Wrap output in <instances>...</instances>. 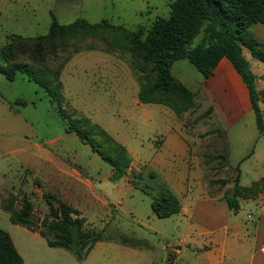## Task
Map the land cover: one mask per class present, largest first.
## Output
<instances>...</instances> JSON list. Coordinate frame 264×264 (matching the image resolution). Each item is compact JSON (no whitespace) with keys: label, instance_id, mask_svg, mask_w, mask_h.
I'll use <instances>...</instances> for the list:
<instances>
[{"label":"rangeland","instance_id":"rangeland-1","mask_svg":"<svg viewBox=\"0 0 264 264\" xmlns=\"http://www.w3.org/2000/svg\"><path fill=\"white\" fill-rule=\"evenodd\" d=\"M171 1L0 0V63L3 62L2 48L11 38L45 34L52 16L60 23L76 18L88 22L105 19L114 25L135 29L138 25L149 26L155 16L167 17ZM200 38L201 34L197 35L192 45ZM247 38L264 43V24H251ZM242 52L256 76L257 103L264 123V63L251 57L248 48L243 47ZM130 58L129 52L108 49L98 38L78 41L48 57L49 77L57 74L60 103L51 100L44 88L25 74L17 72L13 80H7L0 73V228L12 236L20 250L22 264H145L151 256L155 260L153 264H166L165 245L173 242L176 238L173 236L180 232L182 225L177 216L158 218L151 210L150 194H155L157 187L167 183L150 160L156 143L172 125L181 124L184 135L197 138L192 146L198 154L200 167L204 166L201 168L204 176L200 177L201 172L197 175L200 186L224 194L232 189L237 175L242 187L264 175V165H257L255 160L258 157L264 160V134L258 131L251 110L233 124L232 119L224 117L219 106L218 115L206 114V109L198 106L176 115L165 105L136 104L137 82L133 74L137 72L131 67ZM171 71L191 90L203 79L186 58L174 62ZM81 117L104 129L132 152L135 159L126 174L114 172L113 179L95 183L94 189L100 192L96 193L97 199L88 200L90 191L85 189H81L85 198L77 195L75 199L74 193L65 187L69 200L80 199L77 206L73 201L71 205L84 217V227L100 232L104 238L78 261L66 249L49 247L34 231L48 212L46 195L60 200L65 196L51 185L56 180L53 172L48 174L43 170L52 167L47 153L64 158V162L71 165L70 159L75 157L82 168L93 169L97 176L110 172L101 158L92 159L95 153L88 144L67 130L70 122ZM187 175L183 176L187 188L198 196L194 179ZM50 179L51 184L47 181ZM100 194L109 196L118 203L117 207L110 202L101 207L103 197ZM258 194L256 199L264 206V184ZM24 197L32 205L34 231L12 223L4 210L9 200L13 208L19 210ZM245 199L248 198L240 199L238 212L232 211L231 215L245 220L252 239L260 209ZM49 200L57 206L56 200ZM247 213L251 217L247 218ZM260 233L257 245L264 240L263 227ZM115 236L127 238L130 246L147 242L153 254L142 251L143 254L139 252L137 256L125 246L127 244L123 246L116 239H109Z\"/></svg>","mask_w":264,"mask_h":264},{"label":"trees","instance_id":"trees-1","mask_svg":"<svg viewBox=\"0 0 264 264\" xmlns=\"http://www.w3.org/2000/svg\"><path fill=\"white\" fill-rule=\"evenodd\" d=\"M253 23L264 24V0H172L167 17L155 16L149 26L138 25L135 29L114 25L105 19L88 22L84 18H76L60 23L52 16L45 34L35 37L17 35L3 46L0 73L7 80H13L17 72L23 73L43 87L51 100L60 103L57 74L49 77L48 57L78 41L98 38L108 49L129 52L130 65L137 72L135 76L139 82L138 99L142 103H159L181 115L197 107V103L194 93L171 74L172 63L186 58L206 78L213 73L219 60L226 57L248 89L257 129L264 134L254 82L256 76L242 52L243 47L248 48L251 57L264 63V43L247 38L248 28ZM199 34L201 38L192 45ZM57 105L61 110L60 104ZM205 112L211 114V107ZM67 130L88 144L114 172L127 173L132 157L125 146L104 129L81 117L70 122ZM238 181L237 175L232 189L223 194L228 208L233 210L238 207L239 199L256 198L264 184V178L244 187ZM157 188V192L151 194L153 214L162 218L178 212L179 202L174 194L164 185ZM49 198L56 200L57 206ZM46 200L48 212L40 221L38 234L49 247L66 249L82 261L94 244L104 238L100 232L84 227L85 219L78 209L53 195H46ZM4 210L9 213L12 223L34 230L32 205L27 198L22 199L19 210L13 208L11 200ZM109 239L130 245L122 236ZM22 262L10 234L0 228V264Z\"/></svg>","mask_w":264,"mask_h":264},{"label":"crops","instance_id":"crops-1","mask_svg":"<svg viewBox=\"0 0 264 264\" xmlns=\"http://www.w3.org/2000/svg\"><path fill=\"white\" fill-rule=\"evenodd\" d=\"M171 74L173 75L172 71ZM133 76L137 82V92L135 91L134 99L136 104H139L142 103L138 99L139 82L135 74H133ZM180 81L188 88L182 80ZM191 91L194 93V100L198 108L207 109L211 107V115L213 113L218 115L217 110L219 106L221 111L224 112V117L229 120L232 119L231 121L233 124H235L236 120L242 117L243 114L248 111L250 112V110L254 114L250 104L248 89L226 57H222L214 68L213 73L206 78L203 77V79L199 81L197 88ZM253 116L256 125L255 114ZM181 127V124L175 127H173V125L170 126L167 132H165L162 138L156 143V151L150 160V164L155 167L167 183L162 185L167 187L179 202L178 212L168 217H162L163 219H169L172 216H177V219L182 225L180 227V232H177L176 236H173L176 237L173 242H168V244L165 245L166 264H264V253L260 250V248L264 246V240L257 245L259 241H257V237L261 235L260 229L262 230V227L264 228L263 204L260 200L256 199L257 197L245 199V201L252 202L260 209V216H257L254 222V237L250 239L245 220H242L239 216L231 215L232 211L233 213L238 212L240 199L238 200V207L235 210L229 209L223 199V193H219L217 189H208L206 186H200V178H198L197 175L201 172L199 173L200 177L202 178L204 176V171L202 172L201 169L204 166L201 165L202 167H200L198 154L192 146L194 140H197V138L184 135ZM222 128L225 129L223 124ZM94 153L95 156L93 155V160L101 158L96 152ZM129 154L132 157L129 168V170H131L135 156L132 152H129ZM46 155L52 159V167H55V170L52 169V167L50 170L45 168H43V170L47 171L45 173L48 174L49 172H53V177L55 176L56 178L55 183L51 184V179L47 180L48 183L55 186V188L64 195L67 193L65 187H68L70 192L74 193L73 197H75V199H77V195L81 196V198H85L82 195L81 189L90 191L91 196L89 195L87 197L88 200L92 198L97 199L96 193L100 192L94 189L95 183L98 184V182L114 178V171L109 165L110 172H105L97 176L93 169L82 168L83 166L77 162L78 159L75 157L69 158L72 166L71 164L65 163L64 158H58L50 153ZM101 160L103 159L101 158ZM255 160L257 165H264V160L260 157H258V159L255 158ZM78 167L80 170H78ZM185 171H187V173ZM184 173L188 174V177L191 176V178L194 179V189L199 192L198 196L191 194L190 189L187 188V184H185L183 180ZM259 178H264V175L254 180ZM73 182L74 185L72 184ZM60 186L64 188L60 190ZM111 191L113 190H110V192ZM67 197L68 196L65 195L64 198L62 197V200H66L70 205L73 201L74 206H77L76 203L80 201V199H78L75 200V202L72 199L69 200ZM97 202L100 203L99 201ZM106 202H110L115 208L118 204L114 203L109 196L105 195V197L102 198V203H100L101 207H103ZM249 217H251V214L247 213V218ZM34 232L38 234L37 231ZM13 243L20 253L14 240ZM122 245L124 246V244ZM125 246L137 256H139V252L140 254H143V252L146 254H153V248H151L147 242L140 246ZM154 261L155 260L151 256L145 264H153Z\"/></svg>","mask_w":264,"mask_h":264},{"label":"built area","instance_id":"built-area-1","mask_svg":"<svg viewBox=\"0 0 264 264\" xmlns=\"http://www.w3.org/2000/svg\"><path fill=\"white\" fill-rule=\"evenodd\" d=\"M261 252L264 253V246L260 248Z\"/></svg>","mask_w":264,"mask_h":264}]
</instances>
